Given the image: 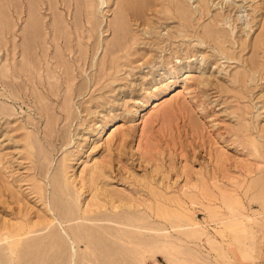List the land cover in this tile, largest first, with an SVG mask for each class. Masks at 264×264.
<instances>
[{
	"label": "rangeland",
	"instance_id": "1",
	"mask_svg": "<svg viewBox=\"0 0 264 264\" xmlns=\"http://www.w3.org/2000/svg\"><path fill=\"white\" fill-rule=\"evenodd\" d=\"M236 2L218 36L220 0H0V264L255 253L264 0Z\"/></svg>",
	"mask_w": 264,
	"mask_h": 264
},
{
	"label": "bare ground",
	"instance_id": "2",
	"mask_svg": "<svg viewBox=\"0 0 264 264\" xmlns=\"http://www.w3.org/2000/svg\"><path fill=\"white\" fill-rule=\"evenodd\" d=\"M220 3H221V5H224V8L226 9V12H224L223 13V15H217V16H215V17H213L212 18V26H211V29H209V30H212V32L213 33H218L217 35L219 36V33H224L225 31H224V28L223 27H221V25H226V23L228 24V21H229V16L228 15H230V13H231V11H239V10H241L240 8H241V6L240 5H237V2H236V0H220ZM262 5V4H261ZM243 8V7H242ZM196 12L198 13V14H201V5H200V7L199 6H197L196 7ZM240 12V11H239ZM226 13H227V16H226ZM183 17L186 15L185 13H183V14H181ZM200 16V15H199ZM189 18H191L190 16H189ZM227 18H229L228 19V21L226 22V19ZM200 19H202V17H199V19L198 20H200ZM188 22V24L186 25V32H188L192 37H193V34H199L200 33V31H199V33H197L198 31L196 30L197 28H199V26H197V27H193L195 24V22L194 23H192V21H191V19L189 20V21H187ZM244 23V22H243ZM263 23H264V21H263ZM198 24V23H197ZM196 24V25H197ZM247 24H248V22L247 23H245L244 24V26H243V28H242V30L243 31H245V29L248 27L247 26ZM250 24V23H249ZM248 24V25H249ZM221 27V28H223V29H221V28H217V27ZM261 26H262V24H261ZM241 28V27H240ZM262 29V28H261ZM263 29H264V27H263ZM215 30L217 31V32H215ZM249 30V29H248ZM246 32H247V30H246ZM200 35V34H199ZM199 35H198V37L197 38H199ZM215 36V35H214ZM222 36V35H221ZM216 37V36H215ZM262 38V37H261ZM53 43L56 45L57 44V41H58V38H56V37H54L53 38ZM262 40V39H261ZM198 42H199V40H197ZM201 42V41H200ZM202 43V42H201ZM198 45H199V43H198ZM257 46V48H259V46H260V44H259V42H258V44L256 45ZM196 47H198V46H196ZM256 48V47H255ZM84 64V63H83ZM109 77H110V75H107V78L106 79H109ZM96 85H99V88H106L107 86H104V87H102V85L101 84H99V82H96ZM109 87V86H108ZM41 89V88H40ZM113 92V91H112ZM180 145V144H179ZM179 148V151H180V146L178 147ZM180 153H183V151L182 152H180ZM215 153H216V151H215ZM207 155L209 156V160H210V164H212V163H214L215 162V165L219 162V160H218V156L217 155H215L214 153H213V150H208V152H207ZM220 163V162H219ZM215 165L214 164H212V168L213 169H215L216 170V168H215ZM217 166V165H216ZM219 167L217 166V169H218ZM215 173H213V175H214ZM223 173L222 172H218V175H222ZM224 179H226L227 181H229V177L228 176H222ZM219 178V177H218ZM232 178V177H231ZM222 179V178H221ZM231 180H233V179H231ZM227 184V183H226ZM230 184H231V182H230ZM229 184V185H230ZM225 188H226V186H225ZM231 188V187H230ZM227 189H228V187H227ZM209 193V192H208ZM201 193H199V195H200ZM203 194V193H202ZM206 194V193H205ZM204 194V195H205ZM214 194V193H213ZM213 194H211V195H213ZM211 195L210 196H207V197H211ZM222 195V194H221ZM226 195V194H225ZM216 195H214V197H215ZM220 196V195H219ZM224 196V195H223ZM222 196V197H223ZM204 197V196H203ZM217 197V196H216ZM71 243V242H70ZM51 261L53 262L54 261V259H51Z\"/></svg>",
	"mask_w": 264,
	"mask_h": 264
},
{
	"label": "crops",
	"instance_id": "3",
	"mask_svg": "<svg viewBox=\"0 0 264 264\" xmlns=\"http://www.w3.org/2000/svg\"><path fill=\"white\" fill-rule=\"evenodd\" d=\"M240 264H264V241L248 260Z\"/></svg>",
	"mask_w": 264,
	"mask_h": 264
}]
</instances>
